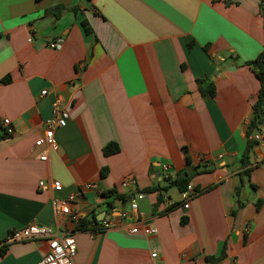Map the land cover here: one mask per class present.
<instances>
[{
    "label": "crops",
    "instance_id": "0c3cea01",
    "mask_svg": "<svg viewBox=\"0 0 264 264\" xmlns=\"http://www.w3.org/2000/svg\"><path fill=\"white\" fill-rule=\"evenodd\" d=\"M56 7L57 17L46 13ZM260 8L264 0H0V121L12 130L2 138L0 126V264L41 260L45 241L5 239L28 224L66 229L53 200L68 195L80 217L104 212L101 222L116 225L72 231L73 264H205L223 242L218 264H264V143L248 157L254 188L243 179L234 192L258 90L244 63L264 46ZM56 40L60 48H48ZM196 80L212 82L211 99L199 94ZM56 97L65 126L54 131L57 151L41 162L42 148L33 143ZM258 131L264 139V122ZM111 142L118 153L103 157ZM182 148L207 170L189 185L209 190L194 194L187 209L164 214L157 192L144 194L138 222L155 234L129 233L136 222L129 202L143 189L165 187L162 166L170 176L185 167ZM53 181L59 192L50 190ZM88 183L95 189L85 190ZM107 190L131 198L120 204L101 197ZM160 193L179 203L169 189Z\"/></svg>",
    "mask_w": 264,
    "mask_h": 264
},
{
    "label": "built area",
    "instance_id": "2783aa9c",
    "mask_svg": "<svg viewBox=\"0 0 264 264\" xmlns=\"http://www.w3.org/2000/svg\"><path fill=\"white\" fill-rule=\"evenodd\" d=\"M48 48L53 50H58L60 48V41L56 40L48 44ZM40 96L45 95V91H41ZM66 113L61 109V101L58 97L54 98L51 103V114L50 117L43 122L42 134L37 138L34 143V148H42V152L38 155V160L41 162L46 161L47 152H56L57 143L54 138V131L65 126ZM0 126L3 128V132L10 136L12 133L9 127V122L6 119L0 121ZM251 139L256 144H263L264 139L259 131H254ZM167 166H162L163 178H168L170 175L167 174ZM129 184V179H125L121 182V187L124 188ZM37 187L41 191H45L46 187L42 185L41 182L37 184ZM85 190H94L95 186L91 183L85 184L83 187ZM61 189L60 184L57 181H53L50 185V190L52 192H59ZM194 195V191L191 185H187L185 190L178 194V201L182 209H187L188 202ZM145 195L138 193L129 202V209L133 212L135 224L128 229L131 234H137L141 232L145 236L155 234V229L150 226H142L138 220L142 217L141 214L137 212V201L142 199ZM164 208L172 205L166 197L163 198ZM54 206V217L61 216L65 218L66 229L64 230H52L47 227L37 226L35 224H28L19 229L12 230L8 233L5 243H22L29 241H45L46 250L37 264H73V258L75 256L76 247L75 242L72 237V231L77 224L80 217L77 210V202L72 195L66 196L62 200H53ZM128 214L125 212L119 213L120 219L127 218ZM102 228L104 231L108 229L115 228L116 225L111 223L102 222ZM150 259H155L156 254L151 253Z\"/></svg>",
    "mask_w": 264,
    "mask_h": 264
},
{
    "label": "trees",
    "instance_id": "16d2710c",
    "mask_svg": "<svg viewBox=\"0 0 264 264\" xmlns=\"http://www.w3.org/2000/svg\"><path fill=\"white\" fill-rule=\"evenodd\" d=\"M62 9L60 7L53 8L51 10H48L46 13L53 16L57 17L61 13ZM260 15L262 18V23L264 26V10L260 8ZM81 27L84 31L85 35H91L90 30L86 27L85 23H81ZM244 66L247 67L250 72L254 75L256 81L258 82V90L257 94L255 97L254 102L251 105V115L250 119L248 121V124L246 126V136H247V141H246V146L241 154V159L239 163V168L240 171L238 172V185L236 186L234 192L237 195L239 189L242 187V184L244 180H246V183L248 184L249 187L254 188L253 185L249 184L248 181V176H249V163H248V157L250 155V152L252 148L255 145V142L249 138L250 134L254 131H258L260 125L264 122V46L262 50L256 55V57L248 62L244 63ZM7 82V78H4L2 80V83ZM197 90L199 94L204 97L205 99H211L214 96V88L213 84L211 81H204V80H196L195 82ZM2 138H7L8 136L3 133ZM119 148L115 143H108L106 144L102 149H101V154L103 157H107L113 154L118 153ZM181 153L183 155V159L185 162V167L176 172L173 176H170L168 178H163V181L165 182V187L162 189H159L157 187L155 188H148V189H143L139 191L141 194H148L152 192H157V197H156V206L160 203L163 202V198L165 195L160 193V191H166L168 187L174 188L175 191L179 194L183 192L186 188V186L192 181V179L195 176H198L200 174H203L207 172L206 167L199 166V165H192L190 162V159L187 155V152L185 148L181 149ZM106 168H101L99 171V178L103 179L106 175ZM244 179V180H243ZM209 189L203 190V191H197L194 189V194L198 195L203 192H206ZM101 197L111 199L112 201H118L120 204H125L131 197L129 195H121L117 194L114 190H107L106 192H102L100 194ZM238 204V201H237ZM107 207H111L110 202H106ZM180 206V203L175 202L172 203L171 206L165 208L164 213L177 208ZM259 206V201L256 202L255 208L256 210L258 209ZM155 207V206H154ZM241 205L238 204L236 209L240 208ZM231 216H234L235 210L230 212ZM185 221V218H180V224H183ZM102 222L97 221L95 219V215L90 214L89 218L86 217H79L77 224L75 225L73 231L74 232H88L90 234H94L97 232H102L104 231L102 228ZM225 250V242L221 244V249L216 256H210V257H205L204 258V263L205 264H218L225 258L224 254ZM4 251V246L0 247V255Z\"/></svg>",
    "mask_w": 264,
    "mask_h": 264
},
{
    "label": "rangeland",
    "instance_id": "374dc122",
    "mask_svg": "<svg viewBox=\"0 0 264 264\" xmlns=\"http://www.w3.org/2000/svg\"><path fill=\"white\" fill-rule=\"evenodd\" d=\"M168 189H169L170 200H177L178 197L175 189L170 187H168Z\"/></svg>",
    "mask_w": 264,
    "mask_h": 264
},
{
    "label": "water",
    "instance_id": "95a60500",
    "mask_svg": "<svg viewBox=\"0 0 264 264\" xmlns=\"http://www.w3.org/2000/svg\"><path fill=\"white\" fill-rule=\"evenodd\" d=\"M106 215H105V213L104 212H101V213H99L96 217H95V219L97 220V221H105V220H107V218L105 217Z\"/></svg>",
    "mask_w": 264,
    "mask_h": 264
}]
</instances>
